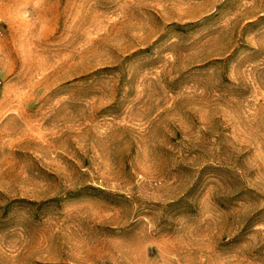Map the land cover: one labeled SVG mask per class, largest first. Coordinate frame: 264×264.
Masks as SVG:
<instances>
[{"label":"rangeland","instance_id":"obj_1","mask_svg":"<svg viewBox=\"0 0 264 264\" xmlns=\"http://www.w3.org/2000/svg\"><path fill=\"white\" fill-rule=\"evenodd\" d=\"M0 264H264V0H0Z\"/></svg>","mask_w":264,"mask_h":264}]
</instances>
